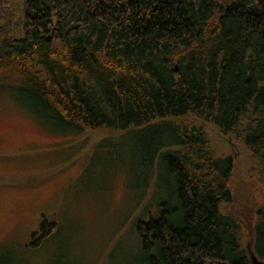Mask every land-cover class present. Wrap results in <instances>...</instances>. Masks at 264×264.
<instances>
[{"label":"trees","instance_id":"1","mask_svg":"<svg viewBox=\"0 0 264 264\" xmlns=\"http://www.w3.org/2000/svg\"><path fill=\"white\" fill-rule=\"evenodd\" d=\"M13 2L0 0V96L55 135L120 134L96 149L142 179L126 188L127 222L144 202L127 264H250L244 224L221 208L231 158L176 120L239 139L264 194V0H22L21 18ZM54 224L42 220V240ZM251 226L264 260V196Z\"/></svg>","mask_w":264,"mask_h":264},{"label":"rangeland","instance_id":"2","mask_svg":"<svg viewBox=\"0 0 264 264\" xmlns=\"http://www.w3.org/2000/svg\"><path fill=\"white\" fill-rule=\"evenodd\" d=\"M22 6V0H14L18 18ZM176 122L200 127L213 154L231 158L232 199L221 208L244 224L241 246L249 257L253 212L264 196L248 174L257 165L234 135L193 118ZM119 136L105 129L49 133L0 96V258L8 252L13 264L22 260V264H108L112 259L127 264L135 259L127 227L144 202L127 222L133 198L126 188L142 179L133 177L126 156L121 157L122 173H118L103 151L104 143ZM102 142L104 148L96 149ZM43 219L57 225L53 239L40 238ZM33 238L39 240L40 247L28 245Z\"/></svg>","mask_w":264,"mask_h":264},{"label":"water","instance_id":"3","mask_svg":"<svg viewBox=\"0 0 264 264\" xmlns=\"http://www.w3.org/2000/svg\"><path fill=\"white\" fill-rule=\"evenodd\" d=\"M249 258L251 264H263V262L260 259H258L252 252H249Z\"/></svg>","mask_w":264,"mask_h":264}]
</instances>
